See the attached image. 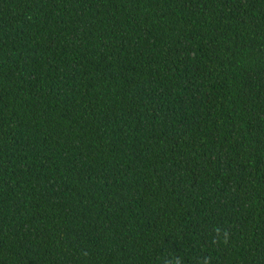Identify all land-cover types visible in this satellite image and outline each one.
I'll use <instances>...</instances> for the list:
<instances>
[{
  "label": "trees",
  "instance_id": "1",
  "mask_svg": "<svg viewBox=\"0 0 264 264\" xmlns=\"http://www.w3.org/2000/svg\"><path fill=\"white\" fill-rule=\"evenodd\" d=\"M264 264V0H0V264Z\"/></svg>",
  "mask_w": 264,
  "mask_h": 264
},
{
  "label": "clouds",
  "instance_id": "2",
  "mask_svg": "<svg viewBox=\"0 0 264 264\" xmlns=\"http://www.w3.org/2000/svg\"><path fill=\"white\" fill-rule=\"evenodd\" d=\"M175 264H181V262L179 260H176Z\"/></svg>",
  "mask_w": 264,
  "mask_h": 264
}]
</instances>
